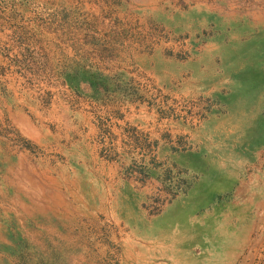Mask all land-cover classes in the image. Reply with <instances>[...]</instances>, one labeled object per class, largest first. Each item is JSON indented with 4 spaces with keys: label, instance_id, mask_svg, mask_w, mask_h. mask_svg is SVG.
Instances as JSON below:
<instances>
[{
    "label": "rangeland",
    "instance_id": "rangeland-1",
    "mask_svg": "<svg viewBox=\"0 0 264 264\" xmlns=\"http://www.w3.org/2000/svg\"><path fill=\"white\" fill-rule=\"evenodd\" d=\"M0 264H264V0H0Z\"/></svg>",
    "mask_w": 264,
    "mask_h": 264
},
{
    "label": "crops",
    "instance_id": "crops-1",
    "mask_svg": "<svg viewBox=\"0 0 264 264\" xmlns=\"http://www.w3.org/2000/svg\"><path fill=\"white\" fill-rule=\"evenodd\" d=\"M263 73H260V76H262Z\"/></svg>",
    "mask_w": 264,
    "mask_h": 264
}]
</instances>
